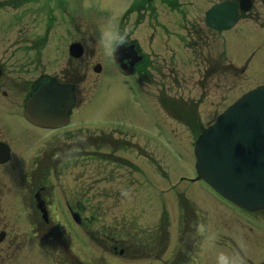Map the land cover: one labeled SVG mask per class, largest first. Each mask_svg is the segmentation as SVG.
I'll return each instance as SVG.
<instances>
[{"label":"rangeland","instance_id":"rangeland-1","mask_svg":"<svg viewBox=\"0 0 264 264\" xmlns=\"http://www.w3.org/2000/svg\"><path fill=\"white\" fill-rule=\"evenodd\" d=\"M26 1L32 2L0 0L4 29L0 32V50L11 43L2 42L3 34L12 39L44 35L47 21L43 12L39 23L34 6ZM41 1L73 10V22L68 24L63 39L55 43L59 52L63 44L71 41L85 46L84 55L73 60L75 81L79 83L78 103L66 129L43 133L35 130L33 141L18 151L14 165L29 163L31 167L52 151L82 148L76 151V163L57 170L53 180L59 192L55 206L59 211L66 209L67 190L71 188L74 207L82 201L90 215L87 229L91 238H100L106 246L115 241L156 242L162 234L166 235L167 225L170 255L175 243L182 240L180 216L183 202L188 200L199 208L194 211L197 215H204L200 217L202 225L195 239V264H217L218 251L235 257L238 264L231 243L246 257L263 261L264 234L260 228L244 225L243 229L237 222L239 218L230 217L239 215V209L204 181L196 180L194 143L202 129L213 124L238 97L264 85V0H254L253 11L244 14L234 29L224 33L213 32L205 24V12L221 0H179L193 3L185 11L189 13L185 15L186 22L191 17L193 23H186L179 40L168 42V50L153 57L160 69L130 78V83L139 84L137 88L125 82L113 51L105 48L101 39L107 28L118 32L120 20L140 0ZM152 5L150 2L149 9ZM136 15L128 12L124 18L130 21ZM146 15L147 12L143 17ZM129 23L128 29L133 22ZM59 27L62 28L60 23H52L47 30V40L51 38L52 45ZM172 48L177 51L172 53ZM97 63L103 65L99 74L93 70ZM176 101L185 103L186 111H195L197 119L174 117L166 106ZM98 133L110 138H97ZM68 215L60 213L57 224L72 235L74 246L83 247L82 252L92 260L83 259V264H104L101 258L94 260L99 255L106 264H163L156 260L122 259L112 250L100 249L90 237L83 239L79 235V226ZM8 216L14 234L11 240L17 243L0 249V264H23V258L34 257L28 259L33 264L41 251L24 243L34 241L24 213L18 206L10 205ZM207 234L211 235L209 239ZM60 259L58 255L55 264H64ZM71 262L82 264L77 259Z\"/></svg>","mask_w":264,"mask_h":264},{"label":"flooded vegetation","instance_id":"flooded-vegetation-1","mask_svg":"<svg viewBox=\"0 0 264 264\" xmlns=\"http://www.w3.org/2000/svg\"><path fill=\"white\" fill-rule=\"evenodd\" d=\"M165 4L152 10L150 15L153 16L147 18L151 30L148 34L151 45L157 37L153 51L155 56L158 55L160 48V38L169 35L168 20L171 19L173 25L178 26L180 21L183 20L180 17L170 19L158 17L159 14L164 16L166 13ZM34 5L33 12L40 23L41 15H43L41 2L35 0ZM180 9L178 8V13H180ZM1 12L2 8H0ZM52 15L51 7L48 5L44 12V18L49 19ZM59 15L61 16V22L65 24L67 29L69 18H71L70 11L67 7H64ZM25 17L26 15L23 14V18ZM0 32H4L3 22L1 21ZM121 33L125 34L123 44L127 46L135 45L139 54L144 57L142 61L140 60L135 64L136 74H143L145 69L153 70L159 67L153 68L151 63L148 62V56L144 54L138 37L135 36V30ZM4 41H10L11 43L0 50V144L9 145L11 160L7 163H0V226H2L0 232H6L2 242H0V248L2 249L7 244L15 246L17 243L16 241H9L11 234L8 230L10 224L8 213L10 212V205L19 206L23 209L22 212L28 217L29 221L34 223L36 242H33V245L40 250H49V255L54 256L57 254V250L72 251L73 249L71 242L63 241L66 237L58 233L53 221L56 215L53 210V199L57 197L56 186L52 185L49 177V174L53 171H47V166L41 169L39 167L40 163L35 164L37 168H30L27 171V164L17 167L14 165V158L18 149L25 142L26 133L29 129H33V126L24 117L28 100L42 85L53 79H57L64 84H75L73 58L68 55L66 47L62 46L59 52L56 44L50 46L49 40L43 39L40 34L21 35L19 39H12L10 36L3 34L2 42ZM60 64L61 68L58 70ZM171 72L169 70V73ZM48 166H53V164L50 163ZM72 195L73 191L69 189L66 206L71 211L73 210ZM38 200L43 202L48 221L43 219L44 213L37 206ZM78 211L82 215L85 211L84 205H78ZM256 218L264 223V215H258ZM240 223H243V221ZM260 229L262 230L261 234H264V224L260 226ZM24 243L26 244V242ZM120 245L122 244L119 242L112 243L109 249L122 257L128 256L131 252V259L133 260H160L170 252L164 245L159 247L149 244L143 247V245L132 244V247L128 248ZM175 248L177 251L171 252L164 264H187V262L191 263L195 260V251H193L194 248L191 247L190 243L179 242L176 243ZM259 261V264H264V260ZM80 262H83V260ZM38 264L50 263L40 259Z\"/></svg>","mask_w":264,"mask_h":264},{"label":"water","instance_id":"water-1","mask_svg":"<svg viewBox=\"0 0 264 264\" xmlns=\"http://www.w3.org/2000/svg\"><path fill=\"white\" fill-rule=\"evenodd\" d=\"M240 4L243 11L252 7L251 0ZM238 20L236 2L215 5L207 13V24L215 29H230ZM71 50L75 57L83 53L80 44ZM74 91L71 85L47 84L32 98L31 116L51 127L67 124ZM195 154L199 178L245 209H264V86L245 94L206 129L196 141Z\"/></svg>","mask_w":264,"mask_h":264},{"label":"clouds","instance_id":"clouds-1","mask_svg":"<svg viewBox=\"0 0 264 264\" xmlns=\"http://www.w3.org/2000/svg\"><path fill=\"white\" fill-rule=\"evenodd\" d=\"M125 42V34L119 32H113L111 28L104 30L101 43L105 48L114 51L116 45L123 44ZM217 264H237L235 257L229 256L224 251H218L216 253Z\"/></svg>","mask_w":264,"mask_h":264}]
</instances>
